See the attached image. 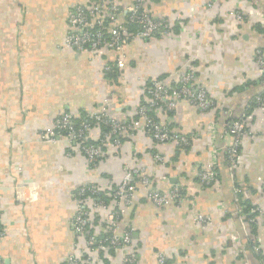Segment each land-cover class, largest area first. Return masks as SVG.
<instances>
[{
	"label": "crops",
	"instance_id": "crops-1",
	"mask_svg": "<svg viewBox=\"0 0 264 264\" xmlns=\"http://www.w3.org/2000/svg\"><path fill=\"white\" fill-rule=\"evenodd\" d=\"M90 1L0 0L2 264H64L76 240L77 189L89 183L113 186L131 165L144 167L159 191L177 186L183 199L158 206L138 185L120 225L130 230L132 243L118 250L84 254L83 249L85 264H124L129 254L132 264H264L263 220L249 226L261 251L255 253L233 214L236 204L223 152L232 141L224 133L229 119L224 111L243 114L248 133L238 156L241 184L248 203L264 209V80L255 59V49L264 54V0H145L153 18L171 22V32L130 39L124 66L113 74L103 67L115 52L94 57L62 46L70 11ZM117 2L125 6L134 0ZM185 58L194 60V83L207 91L215 107L201 110L180 100L170 114L159 111L157 118L178 135L190 136L188 145L156 144L144 132L122 133L120 145L107 144L106 158L92 166L66 139H40L60 114L80 118L98 110L104 99L115 118L135 117L149 82L175 83ZM259 95L261 105L255 103ZM91 136L97 138L98 130L92 129ZM155 153L165 162H156ZM208 163L217 179L201 183L197 172ZM222 204L225 210L218 211ZM106 213L98 211L89 232L104 233ZM195 213L210 214V223H195ZM84 243L78 239L81 248Z\"/></svg>",
	"mask_w": 264,
	"mask_h": 264
},
{
	"label": "built area",
	"instance_id": "built-area-1",
	"mask_svg": "<svg viewBox=\"0 0 264 264\" xmlns=\"http://www.w3.org/2000/svg\"><path fill=\"white\" fill-rule=\"evenodd\" d=\"M145 0H134L133 3L121 6L117 0H92L85 5H76L70 11L67 23L69 32L65 35L62 46L74 51L87 50L92 55L100 56L104 51H113L116 56L112 62L104 65L108 74L116 73L124 66V47L132 38L148 40L156 36H165L171 32L172 24L166 19L157 20L144 8ZM213 3H208L211 6ZM236 18L240 14L235 10L229 11ZM121 14H125L121 18ZM255 59L260 68L261 80H264V54L259 48L255 49ZM177 70L178 79L175 83L166 84L154 79L146 87L144 101L137 107L136 116L133 118L117 119L108 113V100L104 99L98 110L84 114L76 118L70 112H64L57 116L52 126L40 133V139L46 142H55L66 139L70 147L77 146L88 163L96 166L106 158L104 147L110 144L118 147L121 143L120 135L127 133L132 136L135 132L148 134L156 144L174 143L176 147H183L190 143V136L178 135L172 131L166 123L157 118V113L163 111L171 113L175 104L185 100L201 110L215 107V102L202 86L194 83L195 64L191 58L183 59ZM262 95L255 98V103L261 105ZM249 103H247V106ZM228 116L224 133L232 137L230 144L224 147V157L230 172L232 193L235 201L233 214L238 218L243 232L249 238V247L255 253H260L256 237L249 232L250 223L259 224V217L263 220L264 209L258 204H250L247 199V190L242 186V167L239 164V150L242 139L248 133L247 124L243 114L234 115L228 110L224 111ZM168 117V116H167ZM169 119V117H168ZM92 129L98 130V137L92 139ZM156 162H165L160 154H153ZM213 164H206L199 168L197 177L201 183H213L217 179V171ZM141 185L145 196L152 203L162 206L171 202L179 203L183 199L180 188L174 186L169 192L159 191L153 186V176L147 174L142 166H128L124 170L120 181L109 187L89 183L77 189L76 214L72 219L75 242L72 251L64 264H85L88 252L100 248L118 250L132 243V235L129 229L120 230L121 219L133 203L137 186ZM108 199H107V198ZM225 205H221L218 211H224ZM100 209L107 210L101 220L104 233L101 236L88 231L93 219ZM193 221L199 225L210 223L211 215L195 213ZM3 232L0 230V236ZM84 238V247L78 244V239ZM83 249L84 254H83ZM134 256L127 255L124 264H132ZM163 262V258H159ZM0 264L2 260L0 259Z\"/></svg>",
	"mask_w": 264,
	"mask_h": 264
},
{
	"label": "trees",
	"instance_id": "trees-1",
	"mask_svg": "<svg viewBox=\"0 0 264 264\" xmlns=\"http://www.w3.org/2000/svg\"><path fill=\"white\" fill-rule=\"evenodd\" d=\"M250 226H251L252 228H254V227H255V224H253V223H250Z\"/></svg>",
	"mask_w": 264,
	"mask_h": 264
}]
</instances>
